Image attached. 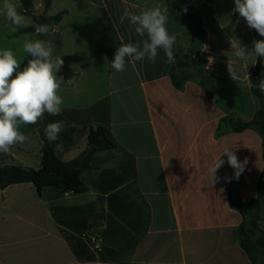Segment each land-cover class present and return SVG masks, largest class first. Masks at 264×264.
<instances>
[{"label": "crops", "instance_id": "1", "mask_svg": "<svg viewBox=\"0 0 264 264\" xmlns=\"http://www.w3.org/2000/svg\"><path fill=\"white\" fill-rule=\"evenodd\" d=\"M79 1L82 9L74 15L69 33L62 27L72 12L66 10L58 23V56L64 61L58 76L71 85L72 94L63 98L61 115L45 113L38 123L21 125L28 140L0 154V165L40 169L48 140L45 128L56 121L63 122L54 141L63 161L85 152L94 125L108 127L118 148L94 156L93 168L82 176L84 193H39L32 183L0 190V235H34L50 226L58 244L46 241L38 250L44 257L55 256L57 264H250L238 239L243 215L229 199L226 178H231L233 168L222 155L220 179L212 183L208 167L231 147L241 162L248 161L238 185L242 202L257 197L264 171L263 137L255 129L218 133L228 114L250 121L259 110L248 83L249 77L252 84L256 61L246 75L243 67L235 66L237 81L228 70H212V62L203 70H191L190 30L184 33L176 27L184 21L168 7L167 29L176 36V62L166 63L159 50L155 63L129 59L125 70L116 72L110 61L117 47L143 39L127 19L121 22V16L126 10L138 14L159 0ZM182 2L183 9L190 5L201 12L208 0ZM91 15L96 17L93 22ZM205 45L199 57L207 61L212 58ZM182 70L194 77L180 87ZM208 76H213L212 84L226 77L233 89L216 93L228 107L201 80ZM261 227L264 230V221ZM96 236L98 251L91 245Z\"/></svg>", "mask_w": 264, "mask_h": 264}, {"label": "clouds", "instance_id": "2", "mask_svg": "<svg viewBox=\"0 0 264 264\" xmlns=\"http://www.w3.org/2000/svg\"><path fill=\"white\" fill-rule=\"evenodd\" d=\"M234 13H238L250 29H254L259 36L264 37V0H234ZM4 18L13 25V31L28 26V18L22 15L11 0H4ZM186 12L187 9H184ZM125 19L135 26V32L143 39L136 43H121L117 47L110 67L116 72L125 70L126 61L143 62L145 58L155 63L159 50H163L166 63H175L176 58L173 46L176 36L169 34L167 29L168 7L163 3H156L152 7H145L138 14L125 11L121 22ZM37 36H46L49 33L47 25L35 27ZM234 56L244 60L250 57L264 58V39L253 40L251 50L239 41L232 45ZM25 54L31 57L26 66L21 69V60L11 49H0V154L8 153L12 147L23 144L28 137L19 129L21 125H32L44 116L45 113L53 116L61 115L63 98L59 94L65 82L57 73L63 66L61 56H53L54 46L51 42L42 39L25 37L23 45ZM227 70L230 77L239 79L234 61L229 59ZM257 87L264 93V73ZM248 83L253 86L248 77ZM63 128L62 121L47 124L45 136L48 141H55ZM222 155L227 156V163L234 169V178L239 179L244 172L248 161L241 162L231 147L213 159L208 167V174L212 183L218 181V170L224 165ZM231 181L232 178H226Z\"/></svg>", "mask_w": 264, "mask_h": 264}, {"label": "trees", "instance_id": "3", "mask_svg": "<svg viewBox=\"0 0 264 264\" xmlns=\"http://www.w3.org/2000/svg\"><path fill=\"white\" fill-rule=\"evenodd\" d=\"M36 0H20L22 8L18 11L26 16H34L33 9ZM165 4L174 14L177 20L189 21L194 24L191 30V43L205 41L208 32L205 29L203 18L199 13L185 12L182 0H159ZM51 7V0H46L45 12ZM67 11H61L55 16H42L36 19V25L29 26L19 33H35V27L39 25L58 24L62 21ZM255 40L264 39L253 29ZM38 39L47 40V36L40 35ZM27 56L21 63V69L26 66ZM264 73V58H258L254 67L252 93L258 98L260 107L254 118L250 121L236 119L233 113L224 117L219 125L218 133L232 130L242 132L248 129H255L263 137L264 145V93L255 85H258ZM182 78L178 81L181 87L184 82L194 77V73L182 70ZM208 81H213V76L207 77ZM213 100V97L211 98ZM54 141L45 140L42 147L41 168L24 165H0V190L20 183H32L39 193L45 189H54L59 193L81 194L86 190L83 182V173L91 170L94 156L97 153L113 151L118 148L110 130L104 125L91 126L88 146L85 152L72 161L61 160L55 152ZM234 169L231 173L230 181V204L232 208L238 210L243 215V222L239 226V241L241 248L250 259V264H264V230L261 222L264 221V171L258 182V195L249 203L242 202L239 195L238 185L241 183V175L238 180L234 178Z\"/></svg>", "mask_w": 264, "mask_h": 264}, {"label": "rangeland", "instance_id": "4", "mask_svg": "<svg viewBox=\"0 0 264 264\" xmlns=\"http://www.w3.org/2000/svg\"><path fill=\"white\" fill-rule=\"evenodd\" d=\"M11 2L17 6L18 10L22 8L20 0H11ZM3 3L4 0H0V49H11L17 58L21 60V63L28 56L23 51L25 37L31 36L33 39H38L39 36L32 32L20 34L19 31L29 26L36 25V19L42 16H55L61 11L68 10L72 12V19H67L68 21L65 22L62 29L69 33L72 26L70 23L73 22L76 17L74 15H77L82 9L79 0H51L50 10L46 13V0H36L33 9L34 16L26 15L28 18V26L13 31L14 26L9 24L4 18ZM204 6L206 10L199 12L203 16L204 26L208 32V36L205 42L198 41L191 43L190 69L196 71L203 70L206 63L212 62L209 67L221 74L220 72L224 73L227 71V64L229 59H231L234 61L235 66L243 67L245 75L247 73L249 74L252 71L256 58L250 57L244 60L237 59L234 56L235 49L231 48V46L237 44L239 41L242 45H247L248 49L251 50L252 42L255 38L252 29H250L246 22L239 17L238 13L233 12L235 7L234 0H208V3ZM186 9L187 11H194L190 5H186ZM194 12L196 13L197 11ZM88 19L93 22L96 17L91 15ZM47 26L49 28V33L46 35L47 41L51 42L54 46L53 56H58V24L55 25L52 23L47 24ZM193 26L194 24L189 21L181 22L178 25L176 24V27L184 33H187L189 30L191 33ZM93 29H95V27H93ZM204 43H206L205 46L207 48L206 55L212 58L207 61L199 57V51L202 49V46H204ZM187 64H189V61H187ZM225 78L226 77L222 79L217 78L214 80V84L203 77H201V80L208 86V89L212 91V94L214 96L216 95L217 101L228 107V101L219 97L217 94L218 91L223 90L229 92L233 89L226 80H224ZM70 87L71 85L67 84V81L62 84L59 91L62 98L71 96L72 90ZM55 151L58 155V151ZM21 225L24 226L23 223H21ZM29 227H31V225H29ZM32 228L33 226L31 229ZM49 229L50 226H46L44 232L34 233V235L23 233L14 235L13 237H4L0 235V264H57L58 259L55 256L52 257L50 255L44 257L42 256L43 250H38L41 244L46 241L58 244V240Z\"/></svg>", "mask_w": 264, "mask_h": 264}, {"label": "built area", "instance_id": "5", "mask_svg": "<svg viewBox=\"0 0 264 264\" xmlns=\"http://www.w3.org/2000/svg\"><path fill=\"white\" fill-rule=\"evenodd\" d=\"M91 245H92V248L96 251L100 250V238L99 236H96V237H92L91 238ZM131 264H136V263H131Z\"/></svg>", "mask_w": 264, "mask_h": 264}]
</instances>
